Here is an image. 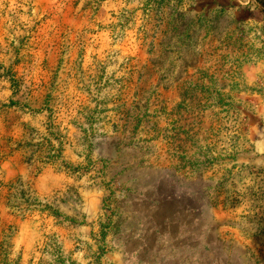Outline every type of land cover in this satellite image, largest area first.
Returning <instances> with one entry per match:
<instances>
[{
	"label": "rangeland",
	"instance_id": "1",
	"mask_svg": "<svg viewBox=\"0 0 264 264\" xmlns=\"http://www.w3.org/2000/svg\"><path fill=\"white\" fill-rule=\"evenodd\" d=\"M0 264H264V0H0Z\"/></svg>",
	"mask_w": 264,
	"mask_h": 264
}]
</instances>
